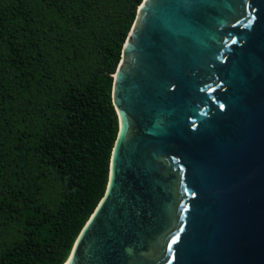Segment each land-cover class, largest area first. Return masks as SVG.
Returning <instances> with one entry per match:
<instances>
[{"label": "water", "instance_id": "water-1", "mask_svg": "<svg viewBox=\"0 0 264 264\" xmlns=\"http://www.w3.org/2000/svg\"><path fill=\"white\" fill-rule=\"evenodd\" d=\"M110 95L106 187L62 264H264V0H141Z\"/></svg>", "mask_w": 264, "mask_h": 264}, {"label": "trees", "instance_id": "trees-1", "mask_svg": "<svg viewBox=\"0 0 264 264\" xmlns=\"http://www.w3.org/2000/svg\"><path fill=\"white\" fill-rule=\"evenodd\" d=\"M140 1L0 0V264H62L102 197L112 74Z\"/></svg>", "mask_w": 264, "mask_h": 264}, {"label": "rangeland", "instance_id": "rangeland-1", "mask_svg": "<svg viewBox=\"0 0 264 264\" xmlns=\"http://www.w3.org/2000/svg\"><path fill=\"white\" fill-rule=\"evenodd\" d=\"M58 192V184L57 182L50 176L46 175L45 178L42 179L41 189L38 193V199L49 204H52L56 201ZM12 228L7 229L6 231L9 233ZM3 235H0V238Z\"/></svg>", "mask_w": 264, "mask_h": 264}]
</instances>
